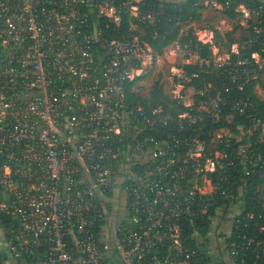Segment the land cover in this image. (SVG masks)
<instances>
[{
    "label": "built area",
    "instance_id": "1",
    "mask_svg": "<svg viewBox=\"0 0 264 264\" xmlns=\"http://www.w3.org/2000/svg\"><path fill=\"white\" fill-rule=\"evenodd\" d=\"M141 1L0 0V264H264V227L250 233L255 214L234 210L264 170V120L236 96L256 82L264 103V3H205L233 7L245 28L259 19L260 52L244 58L236 43L220 60L198 38L210 53L173 68L165 93L186 110L172 111L127 100L159 57L117 32ZM234 26L224 16L216 31ZM185 64L218 80L197 89ZM209 224L228 228L217 262L202 254Z\"/></svg>",
    "mask_w": 264,
    "mask_h": 264
},
{
    "label": "trees",
    "instance_id": "2",
    "mask_svg": "<svg viewBox=\"0 0 264 264\" xmlns=\"http://www.w3.org/2000/svg\"><path fill=\"white\" fill-rule=\"evenodd\" d=\"M208 0H185L180 3H166L160 0H142L139 4V13L134 16L128 11L123 15L122 24L117 32L119 37L129 38L130 36H137L142 45L151 47L156 55L162 56L165 50L172 46L174 42L180 41L182 45L188 44L191 47V51L202 48L204 50L203 55L210 53V44H202L196 36L194 29L189 27L187 30H183V27L190 26L195 22H200L203 18V11L207 8L205 3ZM212 1V0H210ZM218 3H224L226 0H216ZM258 2L259 0H254ZM235 5L244 3L249 6L247 0H231ZM152 14L156 18L155 24H150L145 16ZM222 16H227L231 19H238L242 16L240 13H236L233 7L224 10ZM259 19L255 17L249 23V27L245 28L240 24V20L235 24L233 31L224 34L227 42L226 45L231 48L233 44L239 43L244 54V58L251 57L254 52H260V46L258 44L250 43L251 28L258 25ZM215 40L222 42L224 37L215 30ZM188 73H197L199 77L192 82L197 88H201L204 82L218 80V75L208 74L205 68L200 65H183ZM261 83L264 87V76L260 78ZM256 83V82H255ZM254 83V84H255ZM135 83H131L127 88V100L132 106L142 105L144 107L152 106L159 107L163 106L169 110L174 111L176 108L186 110L182 106H177L176 103L172 102L169 96L165 93L164 85L160 82H156L151 89L149 97L140 96L137 92L132 89ZM254 84L248 87L245 91L237 93L236 96H250L256 106V113L264 120V103L260 101L258 96L253 93ZM259 135H255L253 142H259ZM259 147L264 154V146L259 143ZM259 148V149H260ZM221 175L216 174L213 176L216 181ZM247 187H241L237 194L239 199L242 200L241 211L252 212L255 214L253 221L254 226L251 232H257L264 227V170H259L257 173L250 177H246ZM242 189V190H241ZM210 224L207 225L205 230H202L204 235L208 237L211 233ZM257 230V231H256ZM236 233V232H235ZM234 233V235H235ZM253 234V233H252ZM257 235V234H256ZM227 237V236H226ZM207 240H210L207 238ZM230 242V239H226ZM193 248H197L196 244H192ZM202 254L208 261H212V256L208 255L205 251ZM261 259L264 260V253L261 252Z\"/></svg>",
    "mask_w": 264,
    "mask_h": 264
},
{
    "label": "rangeland",
    "instance_id": "3",
    "mask_svg": "<svg viewBox=\"0 0 264 264\" xmlns=\"http://www.w3.org/2000/svg\"><path fill=\"white\" fill-rule=\"evenodd\" d=\"M223 12V9H217L216 6L210 4V6H208L206 10L203 11V18L200 22H195L190 26L188 25L183 27V30L185 31L192 26L196 36L200 41L214 44V46L217 45L218 50L220 49V53L216 56V58L220 60L232 58V51L226 45L227 40L225 36L220 35L221 37H224V40L222 42H217V40L214 39L215 30H217V27L219 26V20L220 18L224 17L222 16ZM231 20L234 21L235 24L239 20L241 23L243 21V16H240V18L238 19L236 18L235 20ZM176 42H179L182 45V42ZM215 51L216 49H214V52ZM165 53L162 56L154 58V60H152V63L151 60H149V65L146 67L145 72L143 73V77L138 82H136L135 86L133 87L135 92H137L140 96L149 97L152 86L156 82H160L161 84H163L164 90L167 93H170L171 91L173 92V90L176 89L177 79L172 70L174 67H181L182 63L191 56L192 52L191 49L187 47L176 49L174 48L173 44L165 50ZM255 90L259 97L264 99V90L261 87V84L258 83V85L255 87ZM187 95L194 96L195 91L191 89L190 91H188ZM219 245L222 247L223 244H212L210 250H213L214 252V250H216ZM212 259H214V257H212Z\"/></svg>",
    "mask_w": 264,
    "mask_h": 264
},
{
    "label": "crops",
    "instance_id": "4",
    "mask_svg": "<svg viewBox=\"0 0 264 264\" xmlns=\"http://www.w3.org/2000/svg\"><path fill=\"white\" fill-rule=\"evenodd\" d=\"M160 1L166 2V3H180V2H184L185 0H160ZM260 1L264 3V0H260ZM241 205H242V200L239 199L238 202L234 205V210H237L238 212H240ZM210 231L211 233H209L208 237H206V239L208 238L210 240H205V243L203 242V244L201 245L204 247V251H206L208 255H211L212 257H214L212 261L217 262L226 256V250H225L224 244L226 241L228 228L226 226L224 228H220V225L215 224L214 228H211ZM212 244H223V245L222 247L219 245V247L213 252V250H210Z\"/></svg>",
    "mask_w": 264,
    "mask_h": 264
}]
</instances>
